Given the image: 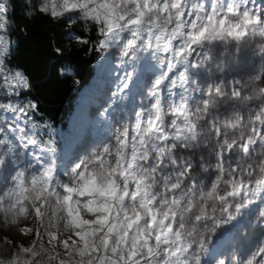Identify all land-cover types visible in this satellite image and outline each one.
<instances>
[{
  "label": "snow or ice",
  "instance_id": "obj_1",
  "mask_svg": "<svg viewBox=\"0 0 264 264\" xmlns=\"http://www.w3.org/2000/svg\"><path fill=\"white\" fill-rule=\"evenodd\" d=\"M28 4L95 31L67 36L107 91L97 135L62 145L0 0V224L32 237L0 264H264V0Z\"/></svg>",
  "mask_w": 264,
  "mask_h": 264
},
{
  "label": "trees",
  "instance_id": "obj_2",
  "mask_svg": "<svg viewBox=\"0 0 264 264\" xmlns=\"http://www.w3.org/2000/svg\"><path fill=\"white\" fill-rule=\"evenodd\" d=\"M7 6L10 38L16 43L11 64L31 80L32 91L28 95L39 106L37 119L50 121L56 129L63 130L80 90L93 75L98 58L89 45L70 43L67 33L76 32L92 42L97 39L96 33L79 23L68 29L62 22L29 15L27 0H7ZM56 48L63 49L62 56H57Z\"/></svg>",
  "mask_w": 264,
  "mask_h": 264
},
{
  "label": "rangeland",
  "instance_id": "obj_3",
  "mask_svg": "<svg viewBox=\"0 0 264 264\" xmlns=\"http://www.w3.org/2000/svg\"><path fill=\"white\" fill-rule=\"evenodd\" d=\"M4 2L7 4V0H4ZM10 39L13 41L12 38ZM244 55L245 57H251V60L256 62L255 65H253L251 61H249V67H258L259 57L255 56L252 52H246ZM100 64L101 58L98 54L97 62L93 69V75L89 83L80 90L77 96L75 109L67 118V128L63 130L56 129L57 138L62 145H67L69 143L75 144L83 141L85 138H94L97 135V128L95 125L96 112L107 91L105 77L100 70ZM213 71H215V69H213ZM242 76L244 79L247 78L243 74ZM23 223L22 221L21 225L9 226L0 224V256H3L5 259L8 258L9 252V248L4 241L5 236L17 242L23 240L25 243L30 242L32 239L31 236L22 237L18 233V228L22 226ZM27 226L34 227L35 223L31 222Z\"/></svg>",
  "mask_w": 264,
  "mask_h": 264
},
{
  "label": "bare ground",
  "instance_id": "obj_4",
  "mask_svg": "<svg viewBox=\"0 0 264 264\" xmlns=\"http://www.w3.org/2000/svg\"><path fill=\"white\" fill-rule=\"evenodd\" d=\"M258 57V56H257ZM221 59H223V57L221 58ZM251 68V67H250ZM241 76H242V74H241ZM242 78H243V76H242Z\"/></svg>",
  "mask_w": 264,
  "mask_h": 264
}]
</instances>
